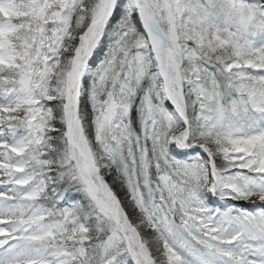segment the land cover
<instances>
[{
  "label": "snow or ice",
  "instance_id": "snow-or-ice-1",
  "mask_svg": "<svg viewBox=\"0 0 264 264\" xmlns=\"http://www.w3.org/2000/svg\"><path fill=\"white\" fill-rule=\"evenodd\" d=\"M0 264H264V0H0Z\"/></svg>",
  "mask_w": 264,
  "mask_h": 264
}]
</instances>
